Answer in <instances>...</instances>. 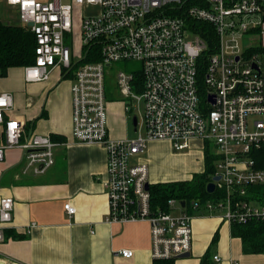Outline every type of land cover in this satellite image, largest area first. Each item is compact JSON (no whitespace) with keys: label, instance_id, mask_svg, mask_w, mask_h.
Returning a JSON list of instances; mask_svg holds the SVG:
<instances>
[{"label":"built area","instance_id":"1","mask_svg":"<svg viewBox=\"0 0 264 264\" xmlns=\"http://www.w3.org/2000/svg\"><path fill=\"white\" fill-rule=\"evenodd\" d=\"M5 1L19 24L32 23L35 57L23 66L24 80L43 82L60 67L71 72L72 138L106 153V221H147L153 259L190 253L196 215L264 223V0ZM85 6L98 10L79 15ZM76 21L78 43L71 49L67 40L75 43ZM130 59L141 63L140 71L109 74L113 63ZM113 100L122 103L131 125L132 116L137 118L124 138L109 131ZM13 108L12 93L0 92V161L19 148L25 169L43 173L54 163L59 142L27 135ZM153 141H167L177 151L194 141L201 149L209 144L216 159L208 182L222 196L192 199L190 211L174 198L167 210L153 208L145 188L149 167L140 160ZM14 204L11 196L0 197V242ZM64 208L75 212L70 203ZM119 253L131 257L133 251Z\"/></svg>","mask_w":264,"mask_h":264},{"label":"crops","instance_id":"2","mask_svg":"<svg viewBox=\"0 0 264 264\" xmlns=\"http://www.w3.org/2000/svg\"><path fill=\"white\" fill-rule=\"evenodd\" d=\"M19 71L10 68L6 75L0 76V91H8L13 95L14 108L11 113L20 119L27 135H51L59 143L54 147V163L43 173L35 174L25 169L24 157L19 148L9 149L0 161V197L11 196L15 203L12 220L3 229L0 262L153 264L147 221L105 220L107 199L103 178L106 153L98 144L73 140L70 85L55 87L53 92L56 93L48 101L45 91L49 89L45 83H27ZM123 111L115 108L108 110L109 131L114 138L129 136V116ZM130 127L132 129V125ZM192 146V149L181 155L183 159L185 156L190 158V164L196 155L199 156V168L192 166L197 170L194 172H201L204 168L205 149L200 148L198 141L192 142ZM169 149V142L153 141L140 157L150 169L149 181L163 182L192 177L194 172L177 178V173L185 164L178 157L170 158ZM66 203L74 206L73 214L65 210ZM230 228L231 224L218 215L194 216L189 256L176 258L174 264H202L201 259L207 250L209 256L205 264H264V254L245 253L241 239L232 236ZM14 234H21L22 237L13 238ZM215 235L217 238L213 242ZM122 249H131L132 256H122L119 253ZM215 254L220 258L218 261L213 260Z\"/></svg>","mask_w":264,"mask_h":264},{"label":"trees","instance_id":"3","mask_svg":"<svg viewBox=\"0 0 264 264\" xmlns=\"http://www.w3.org/2000/svg\"><path fill=\"white\" fill-rule=\"evenodd\" d=\"M209 27V26H208ZM205 40L208 38L201 34ZM35 37L28 27L17 24L6 23L0 20V76L6 75L10 68H19L34 62ZM88 48V47H85ZM90 49V48H89ZM212 48L210 44L207 52ZM85 61L91 60L88 56ZM83 60V61H84ZM71 72H65L63 69L60 74L62 78H70ZM200 80L204 76L203 69L199 71ZM109 95L110 92H109ZM53 141L57 139L50 135ZM57 142V141H56ZM216 155L213 148L205 145L204 150V168L201 172L195 173L190 179L172 180L163 182L149 181V192L151 195V204L153 208L161 210L168 209V200L171 198L186 203V209L192 199L214 200L222 196L218 189L210 193L206 189V185L210 176L215 171L214 162ZM232 236L239 237L242 242V249L245 253H263L264 254V223L256 220H249L246 223H231L230 228ZM13 238H21V234L12 235ZM217 235L214 236L215 242ZM209 252L202 257V264H205ZM174 258L170 259H153V264H174ZM204 260V261H203Z\"/></svg>","mask_w":264,"mask_h":264},{"label":"rangeland","instance_id":"4","mask_svg":"<svg viewBox=\"0 0 264 264\" xmlns=\"http://www.w3.org/2000/svg\"><path fill=\"white\" fill-rule=\"evenodd\" d=\"M97 10H98L97 7L85 6L84 8H82L81 12H79V15H81V14L91 15V14L95 13ZM0 20L4 21L6 23H11V24H17L18 23L17 12H16L14 6L8 5L5 0H0ZM78 27H79L78 21H76L74 29H73V34L75 36V43L73 44V46L70 45L71 44L70 39L67 40V44L70 46L71 49H73L74 47L76 49V47H77L78 42L76 39V35L78 34ZM141 67H142V65L139 61L130 59V60L117 61V62L113 63L107 69L110 70L109 74H111V76H112V73H116V71L138 72L141 70ZM16 70L17 71L20 70L19 72L21 73V76L23 77V68L19 67V68H16ZM60 71H62L61 67L59 69L58 68L54 69L53 72L49 75L48 79H46L45 82L43 81V83H45V85H46V88L49 89L48 91L46 90L47 92L45 91L46 97H49L48 101H50V98H52L54 96V94L56 93V91L53 92L55 87H62V86H66L67 84L70 85V80H69L70 78H68V77L62 78L60 76ZM58 78H59L60 82L58 81ZM0 92H2V91H0ZM50 93H52V94L50 95ZM109 108L110 109L115 108L117 110L118 109L123 110L121 103H118L117 100L116 101L113 100L112 102H110L108 104V110H109ZM109 114H110V112L107 113L108 126H109ZM124 114L126 115L125 112H124ZM130 126L131 125H130V122L128 120V128H127L128 135H131V132H132V129ZM191 149H192V147H191ZM189 150L186 149V150H182V151H177V150H174L173 148L169 149L168 155L170 158L178 157L181 160V162H183L185 164L184 168L177 173V178L187 176V174H189L188 172L193 173L194 171H197V170H194L192 165H196L198 167L197 162L199 161V158H198L199 156L196 155V157L193 159V161H191V164H190L191 159L186 157V156L183 159V155H181V153L188 152ZM199 150H201V149H199ZM192 151L196 152V149H193ZM201 151H203V150H201ZM193 155H195V154H193ZM172 163H174V161ZM23 166L24 165L22 164L21 167H23ZM30 170L28 173L31 172ZM171 173H170V175H171ZM195 173H198V172H194L193 174H195ZM172 175H173V173H172Z\"/></svg>","mask_w":264,"mask_h":264},{"label":"water","instance_id":"5","mask_svg":"<svg viewBox=\"0 0 264 264\" xmlns=\"http://www.w3.org/2000/svg\"><path fill=\"white\" fill-rule=\"evenodd\" d=\"M31 25H32V23L29 22L27 24V27H30ZM209 99H211V98H209ZM136 119H137L136 116H132V125H135L136 124ZM218 179H219V175L213 177V180H218ZM148 187H149V184L146 183L145 184V188L148 189ZM206 189L210 193L213 192L215 190V184H214V182H208L207 185H206ZM180 203H181L182 206H184V204H185V202L183 200H181ZM187 256H189V253L183 254L180 257H187ZM0 264H2V262H0Z\"/></svg>","mask_w":264,"mask_h":264}]
</instances>
